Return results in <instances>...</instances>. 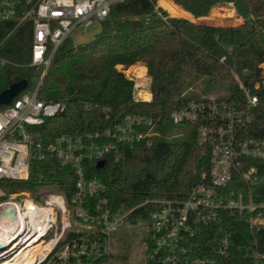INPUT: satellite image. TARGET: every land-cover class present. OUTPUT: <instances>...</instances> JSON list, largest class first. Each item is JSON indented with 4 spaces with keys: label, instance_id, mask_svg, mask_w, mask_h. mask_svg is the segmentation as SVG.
Listing matches in <instances>:
<instances>
[{
    "label": "built area",
    "instance_id": "obj_1",
    "mask_svg": "<svg viewBox=\"0 0 264 264\" xmlns=\"http://www.w3.org/2000/svg\"><path fill=\"white\" fill-rule=\"evenodd\" d=\"M122 1L0 0V23L30 21L29 65L40 68L36 82L0 108V181L26 180L31 161L49 158L69 165L76 176L69 205L58 193L48 194L42 205L17 199L16 193L0 201V214L10 208L14 215L0 233V258L8 256L0 264H74L102 258L112 251L113 233L127 225L134 208L147 202L111 210L105 198L94 199L104 186L86 171L87 164L108 157L122 161L125 150L138 142L150 144V136L157 134L151 116L127 114L105 131L63 133L46 144L33 130L64 109L61 102L38 97L57 48L74 31L87 32L93 23H101ZM4 62L0 56V64ZM258 67L251 88L232 71L237 96L204 95L171 109L170 122L191 124L196 142L208 148V169L185 197L152 201L146 218L151 239L146 264H264V59ZM143 74L147 86L130 77L136 100L149 99L145 92L150 97V79L146 70ZM28 211L32 214L26 216ZM243 227L247 239L235 245L233 236L243 235ZM41 242L40 250L32 249ZM235 246L241 251L238 261L233 258Z\"/></svg>",
    "mask_w": 264,
    "mask_h": 264
},
{
    "label": "trees",
    "instance_id": "obj_2",
    "mask_svg": "<svg viewBox=\"0 0 264 264\" xmlns=\"http://www.w3.org/2000/svg\"><path fill=\"white\" fill-rule=\"evenodd\" d=\"M160 1L168 11L183 17L169 16L157 0L114 4L90 41L73 45L68 37L57 48L38 92L44 102L64 104L61 112L33 127L35 138L45 144L63 133L105 131L127 114L153 118L157 134L150 136V144L138 142L125 150L122 161L108 157L101 168L87 164L86 176L99 177L104 186L94 199L105 198L111 210L129 209L147 201L131 211L127 223L146 219L154 207L152 201L185 197L207 172L208 148L196 142L194 131L188 140L163 138V128L173 125L169 120L171 109L190 99L186 90L194 78L206 76L210 83L225 81L230 95L237 96L232 71L251 88L259 75L258 64L264 59V0H172L185 11L169 0ZM223 4H231L241 21L228 20L223 24L232 25H219L188 19L205 17L213 7ZM212 15L228 19L234 16V10L216 9ZM31 43L30 21L0 23V56L5 59L0 64V92L20 79L27 80L26 90L36 82L40 68L29 65ZM136 63L145 66L150 79V97L143 93L147 100L133 98V80L117 68ZM142 85H148L146 77ZM75 183L69 165L49 158L31 161L28 178L8 181L6 190H26L37 199L42 186L52 185L69 205ZM242 234L233 236L235 245L246 241L244 227ZM145 239L149 246V235ZM240 254L235 246V261L241 260ZM112 255L110 252L94 261L74 264H99Z\"/></svg>",
    "mask_w": 264,
    "mask_h": 264
},
{
    "label": "rangeland",
    "instance_id": "obj_3",
    "mask_svg": "<svg viewBox=\"0 0 264 264\" xmlns=\"http://www.w3.org/2000/svg\"><path fill=\"white\" fill-rule=\"evenodd\" d=\"M159 3V4H158ZM157 5L161 8H166L160 0H157ZM228 8L234 10V16H231L228 19L221 18L222 16H214L213 11L216 9H222L226 11ZM169 16L172 17H183L178 16L170 11L164 9ZM208 17H212L209 19ZM188 18V17H185ZM194 20L198 23H210V24H221V25H232V24H223L228 20H235L239 18L236 15L235 9L231 4H223L221 6H215L210 10V13L205 17L200 18H188ZM100 30V23H93L92 26L88 29L87 32H83L78 29L71 34V40L73 45L83 44L90 41L96 33ZM143 65L141 63L132 64L126 68H123L121 65H117V68L123 69V72L126 76L134 78L133 73L136 71L137 67ZM144 66V65H143ZM145 67V66H144ZM146 70V68H145ZM204 95H219L223 98H229L230 88L229 84L225 81L210 83L206 76L195 77L191 86L186 90V96L188 98H198ZM193 126L188 123H179L175 125H167L163 128V138L168 141L175 140H188L192 137ZM10 180H1L0 181V201L6 200L9 196L14 193H9L6 190V184ZM25 192V193H22ZM56 188L52 185H45L40 188V193L37 194L38 198L34 196L29 191H20L17 192V199L26 198L32 199L34 202L39 205L43 204V200L47 197L48 194L56 193ZM57 219L60 218V212H56ZM147 219L139 220L136 219L134 223H127L124 227L118 228L112 235V256H108L103 259L99 264H146L145 256L147 250V242L145 236H147L146 229ZM8 256L0 258V262L7 259Z\"/></svg>",
    "mask_w": 264,
    "mask_h": 264
},
{
    "label": "bare ground",
    "instance_id": "obj_4",
    "mask_svg": "<svg viewBox=\"0 0 264 264\" xmlns=\"http://www.w3.org/2000/svg\"><path fill=\"white\" fill-rule=\"evenodd\" d=\"M144 70H145V67L143 65H140L139 67H137L136 71L133 73L137 77L136 81L140 84H142V82L144 80V74H143ZM144 94H146V92ZM28 205H30L29 208L35 209V207L32 206L31 203L28 202ZM26 214H27L26 216H28V214H32V211H28ZM13 217H14V215H13V212L10 208H6L0 214V233H4V230L8 229V227H7L8 220L12 219ZM43 246H44V243L41 242V243L36 244L32 249L33 250H40ZM21 252L24 253L23 250ZM3 264H9V262L6 261Z\"/></svg>",
    "mask_w": 264,
    "mask_h": 264
},
{
    "label": "water",
    "instance_id": "obj_5",
    "mask_svg": "<svg viewBox=\"0 0 264 264\" xmlns=\"http://www.w3.org/2000/svg\"><path fill=\"white\" fill-rule=\"evenodd\" d=\"M28 85L26 79H20L10 83L6 88L0 92V105H8L11 103L14 97H16L20 92H22ZM105 160H99L96 163L97 168L103 167Z\"/></svg>",
    "mask_w": 264,
    "mask_h": 264
},
{
    "label": "crops",
    "instance_id": "obj_6",
    "mask_svg": "<svg viewBox=\"0 0 264 264\" xmlns=\"http://www.w3.org/2000/svg\"><path fill=\"white\" fill-rule=\"evenodd\" d=\"M170 2H172L175 6H177V7H180L179 5H176L172 0H169ZM159 4V3H158ZM182 10H184L182 7H180ZM164 9H166V8H164ZM167 10V9H166ZM185 11V10H184ZM187 12V11H186Z\"/></svg>",
    "mask_w": 264,
    "mask_h": 264
}]
</instances>
